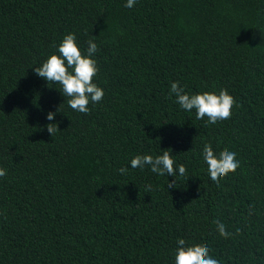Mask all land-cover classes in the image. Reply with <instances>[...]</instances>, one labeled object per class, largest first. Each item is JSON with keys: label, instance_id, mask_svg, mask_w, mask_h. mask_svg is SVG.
I'll list each match as a JSON object with an SVG mask.
<instances>
[{"label": "trees", "instance_id": "1", "mask_svg": "<svg viewBox=\"0 0 264 264\" xmlns=\"http://www.w3.org/2000/svg\"><path fill=\"white\" fill-rule=\"evenodd\" d=\"M124 2L0 0V264H172L177 240L220 264H264V0ZM69 32L82 51L98 45L104 97L87 114L33 71ZM172 82L227 93L230 120L205 128ZM204 146L240 161L218 187ZM162 150L187 169L176 188L118 172Z\"/></svg>", "mask_w": 264, "mask_h": 264}, {"label": "clouds", "instance_id": "2", "mask_svg": "<svg viewBox=\"0 0 264 264\" xmlns=\"http://www.w3.org/2000/svg\"><path fill=\"white\" fill-rule=\"evenodd\" d=\"M137 0H125L124 7L133 8ZM55 52L47 55L41 63L33 68L34 73L48 84H58V91L65 98L67 107L75 112L87 114L89 104H96L104 97V90L94 82L99 68L95 59L98 45L93 39L87 41V47L81 50L75 33H67L55 45ZM169 96H174V102L185 112L195 114V118L203 123L205 128H214L228 122L234 106V101L225 92L218 95L209 91L190 93L178 82H172ZM59 111V110H58ZM56 112L49 111L46 120L53 121ZM55 126V127H52ZM57 125L50 123L47 131L53 136ZM237 153L224 151L215 155L210 146H204L200 152L202 171H205L209 182L219 186L218 182L229 173H234L240 167ZM147 168L151 173L173 177L167 182V188H176L177 177H184L187 169L184 164L176 163L172 152L162 150L160 154H136L131 157L126 167H121V175L128 173L129 169ZM7 174V169L0 167V177ZM150 191L151 186H147ZM216 231L222 238H230L232 233L227 231L225 224L215 221ZM206 246H186L182 240H177L173 253L172 264H220V261L210 254Z\"/></svg>", "mask_w": 264, "mask_h": 264}]
</instances>
